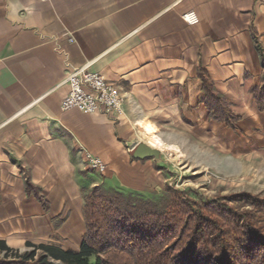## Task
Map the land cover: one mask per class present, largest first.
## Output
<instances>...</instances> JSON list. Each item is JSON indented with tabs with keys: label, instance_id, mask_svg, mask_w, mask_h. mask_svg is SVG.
<instances>
[{
	"label": "crops",
	"instance_id": "obj_1",
	"mask_svg": "<svg viewBox=\"0 0 264 264\" xmlns=\"http://www.w3.org/2000/svg\"><path fill=\"white\" fill-rule=\"evenodd\" d=\"M261 53L264 0H0V239L78 250L88 190L151 197L175 164L264 193ZM85 65L123 94L120 115L61 109L67 74ZM204 77L229 123L211 114ZM138 143L159 156H131Z\"/></svg>",
	"mask_w": 264,
	"mask_h": 264
},
{
	"label": "trees",
	"instance_id": "obj_2",
	"mask_svg": "<svg viewBox=\"0 0 264 264\" xmlns=\"http://www.w3.org/2000/svg\"><path fill=\"white\" fill-rule=\"evenodd\" d=\"M261 84L252 89L264 111ZM213 117L231 112L203 78ZM26 189L34 190L26 177ZM35 194L46 208L43 196ZM95 186L84 195L85 232L78 250L26 242L23 251L0 239V264H264V194L237 191L195 198L167 185L158 196Z\"/></svg>",
	"mask_w": 264,
	"mask_h": 264
},
{
	"label": "built area",
	"instance_id": "obj_3",
	"mask_svg": "<svg viewBox=\"0 0 264 264\" xmlns=\"http://www.w3.org/2000/svg\"><path fill=\"white\" fill-rule=\"evenodd\" d=\"M183 20L189 24L197 22L194 12L182 15ZM68 93L61 101L62 110L76 109L83 114L103 112L112 116L122 113L124 96L118 87L105 79L100 73L81 66L70 71L65 79ZM87 166L97 172H103L106 164L90 152H84Z\"/></svg>",
	"mask_w": 264,
	"mask_h": 264
},
{
	"label": "rangeland",
	"instance_id": "obj_4",
	"mask_svg": "<svg viewBox=\"0 0 264 264\" xmlns=\"http://www.w3.org/2000/svg\"><path fill=\"white\" fill-rule=\"evenodd\" d=\"M176 167L175 164L176 171L173 173L174 180L171 186L189 192L195 198L206 199L243 190L262 193L261 191H254L256 189L255 185L249 184L242 175L225 176L213 170L183 172ZM161 193L156 194L155 197H158Z\"/></svg>",
	"mask_w": 264,
	"mask_h": 264
},
{
	"label": "water",
	"instance_id": "obj_5",
	"mask_svg": "<svg viewBox=\"0 0 264 264\" xmlns=\"http://www.w3.org/2000/svg\"><path fill=\"white\" fill-rule=\"evenodd\" d=\"M131 156L133 157H138V158H143L146 156H153V157H158L159 153L157 150L150 148L149 146L143 144V143H138L130 152Z\"/></svg>",
	"mask_w": 264,
	"mask_h": 264
}]
</instances>
